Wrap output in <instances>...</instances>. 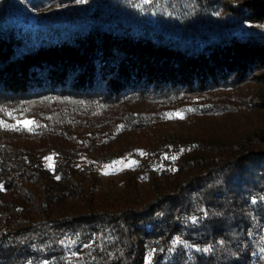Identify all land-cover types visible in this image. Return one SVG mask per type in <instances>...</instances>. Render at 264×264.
Masks as SVG:
<instances>
[{"label":"trees","instance_id":"trees-1","mask_svg":"<svg viewBox=\"0 0 264 264\" xmlns=\"http://www.w3.org/2000/svg\"><path fill=\"white\" fill-rule=\"evenodd\" d=\"M0 264H264V0H0Z\"/></svg>","mask_w":264,"mask_h":264},{"label":"rangeland","instance_id":"rangeland-1","mask_svg":"<svg viewBox=\"0 0 264 264\" xmlns=\"http://www.w3.org/2000/svg\"><path fill=\"white\" fill-rule=\"evenodd\" d=\"M116 177H117V174L109 172V174H107V176L104 177V184L108 186L109 182L115 180Z\"/></svg>","mask_w":264,"mask_h":264},{"label":"snow or ice","instance_id":"snow-or-ice-1","mask_svg":"<svg viewBox=\"0 0 264 264\" xmlns=\"http://www.w3.org/2000/svg\"><path fill=\"white\" fill-rule=\"evenodd\" d=\"M30 123H31V122H27V123H26L24 126H25V127H27V126H28V124H30Z\"/></svg>","mask_w":264,"mask_h":264}]
</instances>
